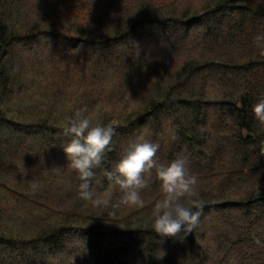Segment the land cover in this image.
Here are the masks:
<instances>
[{
  "label": "trees",
  "instance_id": "trees-1",
  "mask_svg": "<svg viewBox=\"0 0 264 264\" xmlns=\"http://www.w3.org/2000/svg\"><path fill=\"white\" fill-rule=\"evenodd\" d=\"M164 1L140 0L134 11L113 8L102 19L95 15L98 0H38L30 17L22 0H0V177L16 167L7 159L14 139L55 160L65 142L61 129L77 111L116 129L91 188L101 198L110 195L109 206L84 200L78 175L64 161L72 179L56 217L22 221L14 236L0 231V247L21 264L65 253L73 240L91 264H264V247L255 243L264 241V124L252 111L264 99V41L256 39L264 36V0ZM177 39L199 53L182 59ZM73 67L89 77L78 90L77 111L60 117L55 109L32 113L37 104L6 102L15 90L57 86L44 70ZM28 77L46 83L27 86ZM209 77L219 88L213 94L204 85ZM112 90L132 105L102 103ZM143 141L159 144L158 163L183 157L198 176L194 198L203 212L193 232L162 237L152 230L154 204L163 198L155 170L145 176L142 206L119 203L122 193L106 173H115L123 155Z\"/></svg>",
  "mask_w": 264,
  "mask_h": 264
},
{
  "label": "rangeland",
  "instance_id": "rangeland-1",
  "mask_svg": "<svg viewBox=\"0 0 264 264\" xmlns=\"http://www.w3.org/2000/svg\"><path fill=\"white\" fill-rule=\"evenodd\" d=\"M81 1V0H80ZM140 0H98V7L95 9V15L100 18L106 16L111 17L112 9L118 8L120 11L131 12L134 11ZM188 4H200L203 0H186ZM24 2L25 9L28 17L37 9L38 0H22ZM172 2H183V0H166L163 4ZM87 15L85 13L80 14L81 17ZM108 24V22H107ZM182 37V36H181ZM179 45L181 53L178 54L182 59H188L191 56L199 53L198 49L189 48L190 52L185 50V46L189 42L185 40L177 39L175 42ZM176 51V50H175ZM173 61V60H172ZM44 70V69H43ZM66 69L60 70L56 73H51L50 70H44L46 74V80H53V83L57 82V86H49L45 88L43 85H39L27 93V91L18 92L15 90L9 98L7 97V103L14 104L17 102H23L26 106L31 104H37L34 108H30L32 113L41 111L42 109L51 108L55 109L60 117L68 115L69 111H77L79 107L83 106V98L78 91L89 81V77L78 69L66 71ZM102 77V76H101ZM19 78L16 79V81ZM96 78L90 76V82H93ZM114 81V80H113ZM21 82V79L19 80ZM46 83L40 80H33L30 77L24 81L27 86ZM60 83H62L60 85ZM207 92L210 94L218 91L217 82L212 78H207L204 81ZM114 90L105 96V103L108 107H118L120 109H128L132 105L130 102L127 106H124V102L127 100H121L125 97V94L113 93ZM34 93V95H31ZM30 96V97H29ZM14 109L13 107H11ZM82 108V107H81ZM27 112V111H26ZM151 135V134H150ZM170 135L169 131H166L163 135L164 139H167ZM142 140V139H141ZM28 148H32L31 143L25 144L20 139H14L9 143L7 147V159L9 162H15L16 167L10 166L9 169H4L2 176L0 177V231L7 235H16L19 226L23 225L21 222L29 223L32 221H40L48 218L56 217L55 213L58 211L59 206L65 199V187L68 179H72L68 176V171L65 168V153L63 149L56 154L55 160L52 159L50 154L41 152L36 148V154L29 151ZM55 161L56 163H52ZM65 161V162H64ZM58 162V163H57ZM9 164V163H8ZM42 164H45L48 173L41 174ZM67 164V163H66ZM56 166V168H55ZM55 172L52 176H46L51 172ZM147 180V178H146ZM148 182V180H147ZM74 239V238H73ZM68 242H72V239H68ZM80 246L77 240H73L72 244H68V250L65 253H60L54 258H41L40 256L33 258V261H29L28 264H91L87 259H84L85 253L77 254L76 250ZM66 248V249H67ZM66 254H72L74 259L69 262V258ZM17 261L11 251L0 247V264H15ZM69 262V263H68ZM21 264V262H19Z\"/></svg>",
  "mask_w": 264,
  "mask_h": 264
},
{
  "label": "clouds",
  "instance_id": "clouds-1",
  "mask_svg": "<svg viewBox=\"0 0 264 264\" xmlns=\"http://www.w3.org/2000/svg\"><path fill=\"white\" fill-rule=\"evenodd\" d=\"M257 41H264L258 36ZM86 109L69 117L61 129L65 142L60 144L67 167L79 178V195L91 201L97 208H106L111 196L101 198L91 190L97 169L108 151H111L116 129L111 124L97 120L95 123L84 115ZM254 118L264 124V99L253 106ZM159 144L150 141L138 142L123 155L116 164L115 173L107 172V179L113 181L122 193L120 204L142 206L141 191L148 187L145 178L155 170L163 198L155 202L152 211V230L162 237H177L193 232L200 224L203 212L202 201L197 195L198 176L189 170L186 158L179 157L167 164L158 163L156 154ZM186 198L188 202H185ZM119 206V205H116ZM257 246L264 247V241L256 239Z\"/></svg>",
  "mask_w": 264,
  "mask_h": 264
},
{
  "label": "bare ground",
  "instance_id": "bare-ground-1",
  "mask_svg": "<svg viewBox=\"0 0 264 264\" xmlns=\"http://www.w3.org/2000/svg\"><path fill=\"white\" fill-rule=\"evenodd\" d=\"M84 24V23H83ZM30 97V96H29ZM18 105V104H17ZM20 106H22V105H20ZM18 107V106H17ZM20 109V108H19ZM14 110V109H13ZM25 124V123H24ZM30 124V123H29ZM108 182V181H107ZM112 187V186H111ZM107 190L109 189L108 187L106 188ZM114 191V190H113ZM113 193V192H112ZM108 194V193H107ZM113 196H115V195H113ZM113 198V197H112ZM220 202V201H219ZM216 206V205H215ZM208 215V214H207ZM132 222V221H131ZM230 223V222H229ZM227 225V224H226ZM230 254V253H229ZM217 261V260H216Z\"/></svg>",
  "mask_w": 264,
  "mask_h": 264
}]
</instances>
